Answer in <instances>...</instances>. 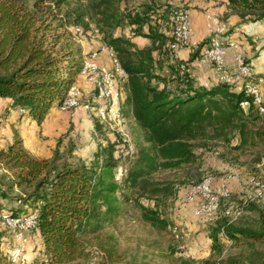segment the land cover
Segmentation results:
<instances>
[{
	"label": "trees",
	"instance_id": "obj_1",
	"mask_svg": "<svg viewBox=\"0 0 264 264\" xmlns=\"http://www.w3.org/2000/svg\"><path fill=\"white\" fill-rule=\"evenodd\" d=\"M123 1L87 0L85 6L70 7V0H0V117H15L13 139L0 148V215L33 218L42 243L35 264H126L116 237L106 228L130 203L151 226L172 228L166 203L175 195V182L155 175L196 163L198 141L230 142L238 131L241 144L236 148H243L250 142V122L264 115L254 103L247 110L242 107L252 98L235 82L199 84L191 67L181 65L200 57L208 40L187 61L180 59L165 0H150L128 11ZM228 6L241 19L264 18V0H228ZM89 15L127 73L122 109L142 129V140L127 152L116 134L90 162L70 161L59 150L50 157L35 155L15 123L30 118L41 125L52 109L63 107L84 70L79 36L90 29ZM124 24L134 26V34L149 43L140 47L117 35ZM94 125L105 131L100 119ZM143 198L154 204H145ZM245 209L261 211L255 201ZM221 233L237 242L243 237L262 241L264 212L255 226H237L225 216L211 229L210 257L180 255L168 264H264V253L250 260L225 255ZM4 245L5 231L0 230V264H25L9 258Z\"/></svg>",
	"mask_w": 264,
	"mask_h": 264
},
{
	"label": "rangeland",
	"instance_id": "obj_2",
	"mask_svg": "<svg viewBox=\"0 0 264 264\" xmlns=\"http://www.w3.org/2000/svg\"><path fill=\"white\" fill-rule=\"evenodd\" d=\"M149 1L124 0L122 7L128 11ZM78 4L85 6L87 0H70L69 6L73 7ZM165 5H168L171 10L170 17L173 24L174 10L178 7L185 8V5L179 2H166ZM254 17L255 15H251L241 20L244 23L264 22V18L256 20ZM88 20L91 23L90 29L80 34L79 39L82 45L88 42L89 46L94 48V45L102 42L103 39L101 34L96 32V21L92 19L91 15L88 16ZM170 25V22H168L166 28L169 29ZM133 29L134 26L124 24L117 28L115 33L130 39L134 38L136 44L140 47L147 45L148 43L145 44V42H149V40L144 36L135 35ZM76 30L80 31V28H76ZM227 33L228 30L225 31L224 36ZM252 38L249 39L253 44L251 55L246 56L243 54L242 56L255 79L263 81L264 84V73L259 74L261 76H256L258 75L255 71L257 67L253 65V61L264 51V33L258 34L257 42L253 41ZM86 47H88V44ZM95 55V53H92L91 58H85L84 60L88 61L84 64H98L104 72L116 73L118 82V78L122 77L117 74V66L115 65V68L110 70L113 66L106 67L99 64L94 58ZM90 60L95 61L97 64ZM261 64L264 66V57ZM83 73L86 74L85 69ZM87 76L90 81V74ZM90 83L92 84L91 81ZM92 86L95 91L92 98L89 97L93 93V89L90 91L92 93H88L81 90L82 88L74 86L71 89L77 99V105L74 108H58L41 125L38 123L32 124L33 127H29L31 124L27 125L32 132L26 135V142L22 138L26 147L32 153L41 157H50L55 151L59 150V154L70 161L74 162L80 158L90 162L100 145L104 146L108 141L114 140L116 134L117 140L127 145V152L134 151L137 142L142 140V129L137 125L131 114L126 115L121 106L114 105L115 96L108 108L105 109L106 107L97 98L96 87L93 84ZM118 90L120 91L121 100H123L126 95L123 78L119 80ZM78 107L87 111L84 118L72 115ZM119 110L122 113V118H118L115 114ZM96 118L105 124L103 133L95 129ZM250 128L252 129L250 142L241 149L236 148L241 144V136L238 131L231 134L230 142L198 141L196 142V152L198 154L196 163L184 165L176 170H163L155 175L158 179H171L175 182V195L169 198L166 203L167 216L171 221L172 228L159 230L151 226L142 218L141 210L130 203L125 213L106 228V231L114 234L117 239L119 250L123 255V263L168 264L172 258L180 255L196 258L210 257L213 252L211 229L222 221L225 216L237 226L256 225L261 211L264 212V115L250 122ZM1 134L0 129V139L7 138L6 135ZM2 144L0 142V148ZM120 169H123V167H120L119 171ZM121 175L120 172L118 178ZM207 177L213 178L212 192L219 200L218 209L214 212L208 211L210 199L202 202V195L194 196V198H190L189 195L191 188L198 186ZM222 188L226 190L227 196L222 197L219 195L218 190ZM16 192L18 193V191ZM250 201L257 202L261 211H247L245 205H248ZM143 202L154 204V201L148 198H143ZM2 213L4 216L7 215V212ZM16 217L21 218L22 224H19L15 231L7 226L0 225L1 228H5V230L0 229L5 231V250L8 257L14 261L35 264L33 260L38 257L42 245L40 235L37 230L27 226L26 220L31 216ZM18 234L20 235L19 238ZM221 237L225 255L234 254L246 260H250L251 257L262 258L260 254L264 253V240L254 241L243 237L240 242H237L223 236L222 233Z\"/></svg>",
	"mask_w": 264,
	"mask_h": 264
},
{
	"label": "crops",
	"instance_id": "obj_3",
	"mask_svg": "<svg viewBox=\"0 0 264 264\" xmlns=\"http://www.w3.org/2000/svg\"><path fill=\"white\" fill-rule=\"evenodd\" d=\"M166 2L175 3L179 2L181 4L185 5V8L188 11L190 20H191V26L193 29V40L196 42H192L190 47H181L179 46L177 49V56L180 59L187 60L190 56L191 51H193L200 42L208 40L209 39V25L208 19H209V13H211V22H219L217 25H223L226 29V32L228 30V33L226 35V39L228 40L227 45V54H226V64L228 68H232L234 66L235 58L238 54L241 55H251V47L253 44L251 43L250 37H253V41H256V38L258 37L259 33H264V22L261 21H252L248 23L242 22L241 18L232 12L228 6V0H165ZM182 6V5H180ZM228 27V28H227ZM164 30L168 32L169 30L164 27ZM172 31H170L171 34ZM133 41L136 42L134 38H132ZM257 42V41H256ZM149 42H145L147 44ZM88 44V47L86 45ZM84 52L87 54L85 58H91V54L95 53V60L106 67H112L113 70L115 68V63L113 60V52L111 49H109L106 44L102 42H98L96 45H94V48L89 46L90 44L85 42L83 44ZM264 57V51L261 55L257 57L253 61V65L256 66V73L263 74L264 73V66L261 64L263 62ZM88 60H84V62H87ZM91 62L96 63L93 60H90ZM97 64V63H96ZM98 65V64H97ZM99 66V65H98ZM212 63H199L197 66H195L192 70L193 75L196 78V82L199 84H205V85H213L217 83L219 80L223 81L221 77H218L217 74V67ZM216 68V69H215ZM107 71V70H106ZM253 74V73H252ZM261 76V75H259ZM262 78V77H260ZM119 80H122V78L117 79L115 77V80L112 84V94H113V100L115 96V106H121L122 107V100L120 97V91L118 90V83ZM256 80V83L258 84V87L264 91V84L263 81ZM123 82L125 83V79H123ZM117 85V88H116ZM78 88H82L81 90L85 92H90L93 89V93L89 98H92L94 95V87L89 81V78L87 74L81 73L78 76L77 83L75 84ZM93 87V88H92ZM116 91V93H115ZM264 95V92H263ZM126 96V95H125ZM124 96V97H125ZM88 98V99H89ZM112 100V101H113ZM3 99H0V109L1 104L3 103ZM86 110L87 108L83 106ZM58 108H54L49 113L48 117L52 115ZM62 109V108H61ZM120 109V108H119ZM84 110L83 108H77L74 110V113L72 115L79 117L81 116L84 118L86 116V112L89 110ZM66 111V110H64ZM47 117V118H48ZM15 120V117H12L9 121H3L0 117V129H1V135H6L7 138L0 139V142H2V146L7 144L8 142L12 141L13 139V125L12 122ZM31 124L29 127H33L32 124H37L35 120H32L30 118H24L21 122L15 123V126L17 127L18 131L21 133L22 137L25 139L26 142V135L30 132V128L27 126ZM27 144V143H26ZM28 146V145H27ZM1 200V199H0ZM40 235V233H39ZM41 238V235H40Z\"/></svg>",
	"mask_w": 264,
	"mask_h": 264
},
{
	"label": "bare ground",
	"instance_id": "obj_4",
	"mask_svg": "<svg viewBox=\"0 0 264 264\" xmlns=\"http://www.w3.org/2000/svg\"><path fill=\"white\" fill-rule=\"evenodd\" d=\"M184 9L185 8L178 7L174 10V14L176 13V10H184ZM174 14H173V23H174ZM225 31H226V29L223 25H221V24L217 25V34L218 35L224 36ZM96 32H97V29H96ZM191 33H192L191 20H190L188 11L186 10L185 23H184V25H181V27H180L179 36L175 35L176 39L178 41V45L183 46V47L189 45V35ZM171 34H172V32H171ZM228 44H229L228 40H226V39H214V47L216 49H226ZM114 54L115 53L113 52V60H114L115 65L117 66V68H116L117 74L120 77H122L123 79H126L127 77L125 76V74H123L121 72L120 65H119L118 61L116 60V57ZM243 59H244V57H243ZM244 61H245V59H244ZM210 62L215 64L217 68H221L220 58H213V61H210ZM84 69L86 71L87 70L89 71L90 81L96 87L97 98L100 101V103H102V105L106 107L105 109H107L113 100L112 84L115 80V77H116L115 74L116 73L114 74V73L104 72L98 65L84 64ZM247 69H248V71L246 72V75L242 79V87H246L244 89H245L246 93L250 96H251V89H252L253 93H256L257 103H254V104H256L257 106L260 107V103H264L263 94H262L261 90L259 89L258 84L255 81V77L252 74L251 69L248 66H247ZM91 77H96L98 79L91 80ZM76 105H77V99H76L74 93L72 91H70L68 97L64 101L63 107L71 109V108H74ZM115 114H116V116H118V118H120V117L122 118V113L120 112V110L116 111ZM207 181L209 182V184H212L213 178L207 177L202 182H200L198 184V186L193 187V188H203L207 184ZM218 192H219V195L222 197L227 196V192L223 188L218 190ZM189 195L191 196V191H190ZM197 195L203 196V192H194V196H197ZM206 199H210L208 211L209 212L216 211L218 209V206H219L218 205L219 200H218V198H216L213 195V192H212V194H207ZM0 218L3 220L9 221V224H2V222L0 221V225L7 226V227L11 228L12 231H15V228H17L19 226V224H22L21 218L14 217L12 215H5V216L0 215ZM26 222L28 223L27 226H29L30 228H32L34 230H37V226H36L35 221L33 219L28 218V220H26ZM19 236L20 235H18V238H19Z\"/></svg>",
	"mask_w": 264,
	"mask_h": 264
},
{
	"label": "built area",
	"instance_id": "obj_5",
	"mask_svg": "<svg viewBox=\"0 0 264 264\" xmlns=\"http://www.w3.org/2000/svg\"><path fill=\"white\" fill-rule=\"evenodd\" d=\"M186 10L187 9L176 10V13L174 14V23L172 24V27H171L172 35L179 36L180 27L181 25H184L185 23ZM218 23L220 22H211V13H209V19L207 23L209 25V39H208V42L202 47L200 51V57L195 58L188 62H184L181 65L190 66L191 70H193V68L197 66L199 63H208L209 61H213V58H220L221 68H217V71H216L218 74V77H221L223 81L235 82L239 88H246V87H242V79L246 75V72L248 71V69H247V64L244 61L242 55L238 54L235 58L234 66L232 68H228L226 64L227 48L226 49H216L214 47V39H226V36H221L217 34V24ZM192 42H196L195 40H193V29H192V33L189 35V45H187V48H189ZM111 50L113 51V49ZM114 55L116 57V60L118 61L116 54ZM120 70L127 77V73L123 71V68L121 66H120ZM86 74L89 75L88 70L86 71ZM95 79H98V78L91 77V80H95ZM251 98L252 100L250 101L247 100L241 103L242 107L245 110L248 109L251 103H257L256 93H253L252 89H251ZM260 111L264 112V103H260ZM212 188H213V184H209L208 181H207V184L203 188H191L190 198H194V192H203V200H202L203 202L206 200L207 194H212ZM0 221L2 222V224H9V221L3 220L1 218H0Z\"/></svg>",
	"mask_w": 264,
	"mask_h": 264
}]
</instances>
